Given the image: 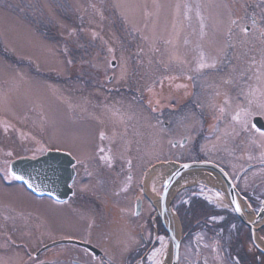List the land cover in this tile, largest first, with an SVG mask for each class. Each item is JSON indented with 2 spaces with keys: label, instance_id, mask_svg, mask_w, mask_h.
<instances>
[{
  "label": "rangeland",
  "instance_id": "obj_1",
  "mask_svg": "<svg viewBox=\"0 0 264 264\" xmlns=\"http://www.w3.org/2000/svg\"><path fill=\"white\" fill-rule=\"evenodd\" d=\"M213 61L215 67H199ZM157 100L161 109L184 104L178 118L166 109L168 128L153 108ZM256 115L264 118V0H0V264H41L57 250L44 245L67 236L114 252L134 233L133 225L123 231L129 203L121 193L92 189L99 132L107 136L99 155L109 151L119 179L132 172L137 183L145 168L155 171L157 191L146 188L157 216L179 160L224 165L234 179L243 174L263 190L264 137L251 127ZM55 151L80 164L73 162L75 199H68L73 191L63 200L34 196L9 170L19 156ZM107 169L99 176L110 177ZM207 186L202 178L186 182L170 198ZM163 231L157 259L148 264L168 259L171 241ZM178 255L179 249L177 262Z\"/></svg>",
  "mask_w": 264,
  "mask_h": 264
},
{
  "label": "flooded vegetation",
  "instance_id": "obj_2",
  "mask_svg": "<svg viewBox=\"0 0 264 264\" xmlns=\"http://www.w3.org/2000/svg\"><path fill=\"white\" fill-rule=\"evenodd\" d=\"M250 19L255 25L257 24V20H259L252 13L250 14ZM158 102L159 100H157L153 108L156 110L155 113H157L159 123H162L164 127L168 128L173 122L167 120L164 112L166 109L170 110L172 106L170 107L169 105L161 109L158 108ZM181 104L177 106V109L170 110L174 118V112H179L184 107V104ZM181 115V113H176V118ZM257 117L261 118L264 122V118L260 115L252 117L251 122L253 123L254 118ZM106 137V134L102 132L98 133L97 139L99 140L94 149L96 154L94 156V167L100 169L97 170V174L94 177L96 181L92 189L96 191L102 189L103 194H111L114 188L115 195L121 193V198L124 203H129L127 209L121 214L124 217V228L127 227V230L123 229V231L128 232L129 229L132 230L131 227L133 225L134 233L129 239L115 243L114 252L110 250L109 253L107 246L99 248L94 243L91 245L88 239L74 236L60 238V240L70 238L80 240L89 243L91 248L61 244L56 247V254L49 256L41 264H148L157 259V249L160 245L159 239L160 235L164 233V228L159 216L156 215L155 207L153 208L154 201L149 193V189L157 191L153 187V179L155 177L153 176V172L155 173V171L153 170L151 173H148L149 169L145 168L140 173L137 183L132 179V172L130 174L127 173L128 178L125 180L119 179L121 175H117L116 169L120 168L116 166V169H113L112 165L107 163L111 158L109 151H107L106 158L99 155L103 146L102 139ZM186 141L187 139L184 137L180 143L185 144ZM176 144L177 141H174L173 145ZM75 162L79 164L77 159ZM189 162L195 161L179 160L180 164ZM76 163L73 165L75 177L70 185L73 194L68 199L74 196L77 188L74 184L79 181L77 179L78 172L76 171ZM209 163L214 164L227 175L233 186L235 198L232 199L229 194V188L227 186L225 187L223 180L214 171L213 175L215 174L214 176L219 179L217 185L207 183L210 189L207 186L208 189L204 192L190 188L187 193L185 192L177 199L175 196L170 199L171 211L174 215L177 212L181 218H178L182 231L181 243L185 241L189 242L180 245L177 264L181 262L182 264H264V206L261 205L262 201L264 203V189L261 190L262 187L259 188L258 183L249 186L245 178L241 179L243 174H238L234 179L230 176V173L224 165L222 167L212 161H209ZM103 167L109 168L107 170L111 172L110 177L104 179V176H99V172L102 171L101 169H104ZM127 168H134V165L129 163ZM124 181H126L125 184H123ZM146 185L149 189L146 188ZM75 198L73 197L72 199ZM88 198L91 200L90 196ZM54 201L61 205L67 202L66 200ZM237 205L240 208L239 212L236 211ZM260 213H263L261 217H259ZM175 217L177 218L176 215ZM140 218L143 220L142 224L137 223V219ZM113 219L116 218L114 217ZM242 219L250 223L251 228ZM109 224V227L113 226L110 222ZM144 225L148 227L141 229ZM252 229L254 230L252 231ZM151 239H154V242ZM129 243L131 244L128 245ZM182 248L186 250L184 254H181L180 250ZM70 249L72 251L73 249H77L81 252L73 253L74 255L71 256H65L63 252ZM43 252L37 254L35 257H41ZM187 253L189 256H186ZM181 257L183 260L180 262ZM85 258L87 261L83 262Z\"/></svg>",
  "mask_w": 264,
  "mask_h": 264
},
{
  "label": "water",
  "instance_id": "obj_3",
  "mask_svg": "<svg viewBox=\"0 0 264 264\" xmlns=\"http://www.w3.org/2000/svg\"><path fill=\"white\" fill-rule=\"evenodd\" d=\"M255 127L264 131V122L261 118L253 120ZM74 160L64 152H47L36 158L22 157L15 159L10 164V170L13 174L22 176L21 181L25 186L37 196L50 195L56 199H65L71 193L70 183L73 179L74 171L72 168ZM187 165V167H184ZM194 170H212L215 171L223 180L225 187L229 188V194L232 199L235 198L233 186L227 175L221 169L209 162L197 163H183L173 166V171L168 175L164 186L163 192L159 200H157L162 208L169 196L172 186L184 174ZM172 198V197H171ZM169 211L170 200L167 203ZM162 211L159 210V218L166 229L169 239L171 241V256L169 264L177 263V254L180 244V234L176 235L173 228L163 220ZM263 213H260L261 217ZM250 228L251 224L242 219ZM254 229H252L253 231Z\"/></svg>",
  "mask_w": 264,
  "mask_h": 264
},
{
  "label": "bare ground",
  "instance_id": "obj_4",
  "mask_svg": "<svg viewBox=\"0 0 264 264\" xmlns=\"http://www.w3.org/2000/svg\"><path fill=\"white\" fill-rule=\"evenodd\" d=\"M169 169L171 168L170 166L168 167ZM173 169V168H171ZM202 178V180L206 181L207 183L210 184H214L218 182V178L215 177L213 174L209 173L208 171L205 172V170H194L191 172H188L184 175H182L177 181L176 183L172 186L169 196L165 202V206L164 208H162L159 204V202H156V206L158 208V211L161 210L162 212V216H163V220H165L168 224L169 227L173 228V232H175L176 235H179L178 233V221L176 220L175 215L173 214V212L169 211L168 207H167V203L168 201L171 199L170 196L174 193V190H179L182 186V184L188 182V183H194L199 181ZM25 185H23L24 187ZM26 188L28 191H30L26 186L24 187ZM180 240H181V234H180ZM61 244H70V245H77V246H84L87 248H91L89 243L80 241V240H76V239H63V240H54L53 242L49 243V244H45L44 247L49 250V249H53L56 248L58 246H60ZM171 249V247H170ZM170 249L168 251L167 260H164L161 264H169V260H170ZM39 254V253H37ZM35 254V256L37 255ZM56 264V263H54Z\"/></svg>",
  "mask_w": 264,
  "mask_h": 264
},
{
  "label": "snow or ice",
  "instance_id": "obj_5",
  "mask_svg": "<svg viewBox=\"0 0 264 264\" xmlns=\"http://www.w3.org/2000/svg\"><path fill=\"white\" fill-rule=\"evenodd\" d=\"M242 31H244L245 34H247V29H246V28H245V29H242ZM199 67H200V68H205V67H215V61H213L212 64H204V63H201V64L199 65ZM220 111L223 112L224 109L221 108ZM252 115H255V113H252V112H250V111H246V112H245V117H250V116H252ZM233 119H235V120H239V119H240V114L237 113V115H236L235 117H233ZM248 123H249V121H248L247 119H245V121H244V125H245V128H246V129H247ZM251 127H252L253 129H255V125H252ZM256 131L259 133V135H260L261 137H264V131H260L259 129H256ZM102 136H103V134H102ZM184 167H187V165H184ZM13 178H14V179H17V180H21V179H23L22 176L15 175V174L13 175ZM236 211H237V212L240 211L239 205H237V207H236Z\"/></svg>",
  "mask_w": 264,
  "mask_h": 264
},
{
  "label": "trees",
  "instance_id": "obj_6",
  "mask_svg": "<svg viewBox=\"0 0 264 264\" xmlns=\"http://www.w3.org/2000/svg\"><path fill=\"white\" fill-rule=\"evenodd\" d=\"M2 54H5L4 52H2ZM3 56H5V57H9V56H7V55H3Z\"/></svg>",
  "mask_w": 264,
  "mask_h": 264
}]
</instances>
